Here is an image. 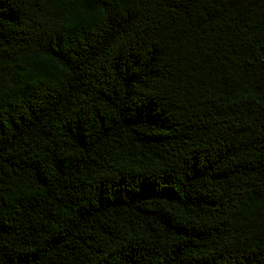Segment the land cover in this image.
I'll use <instances>...</instances> for the list:
<instances>
[{
	"label": "trees",
	"instance_id": "obj_1",
	"mask_svg": "<svg viewBox=\"0 0 264 264\" xmlns=\"http://www.w3.org/2000/svg\"><path fill=\"white\" fill-rule=\"evenodd\" d=\"M0 264H264V0H0Z\"/></svg>",
	"mask_w": 264,
	"mask_h": 264
}]
</instances>
